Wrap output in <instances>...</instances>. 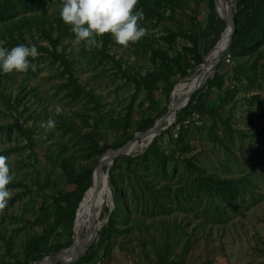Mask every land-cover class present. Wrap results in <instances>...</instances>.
Masks as SVG:
<instances>
[{"label": "rangeland", "instance_id": "rangeland-1", "mask_svg": "<svg viewBox=\"0 0 264 264\" xmlns=\"http://www.w3.org/2000/svg\"><path fill=\"white\" fill-rule=\"evenodd\" d=\"M48 1L45 13L52 17L55 12H60L64 0ZM148 1L144 9L153 7L163 14L158 18L154 9L150 13L143 11L146 16L138 23L145 27L146 32L127 46L116 43L112 36L103 47L86 45L83 40L76 39L69 26L70 33L61 38L57 51L64 48L79 89L68 82L67 73H60L63 67L56 62L54 55L46 51L45 48L51 49V45L34 24L32 31H28L29 28L24 27L25 22L15 24L9 21L7 24L12 26L13 31L10 35L3 30L0 22V46L11 48L18 43L35 44L38 51L35 58L29 57L35 65L34 69L29 67L25 72H0V154L7 157L6 162L13 177L6 185L12 196L7 205L0 209V264H23L26 239L41 230L40 197L35 193L37 186L34 183L36 174H41L47 194L54 193L58 188L73 187L61 176L59 148H62L61 152L72 153L70 160L76 169L79 164L96 165L97 159L106 150L117 148L126 135L134 136L137 133L135 127L142 116H150L154 112L147 109L150 100L141 84V77L152 69L153 62L150 60L155 48H161L163 54L164 51L168 54V75L158 79L152 88L157 103L166 108L174 87L199 72L195 74V68L200 65L201 69V64L217 43L218 40L205 52L204 49L211 44V36L202 38L197 31L199 23L205 26L209 11L215 10L216 1ZM232 1L227 0L229 6ZM243 17L242 20L251 22L257 29L260 27V20L255 21L251 14L243 13ZM18 18L16 16L14 20ZM226 52L230 53V60L225 61L222 56L214 66L220 65L225 90L219 99L218 92L213 88L207 98L209 102L216 101L214 112L199 111L207 101L198 97L196 110L175 125L174 113L168 127L148 142L143 143L144 138L138 137L137 143L141 145L128 154L116 156L109 166L116 167L118 183L124 188L122 199L127 210L130 213L144 211L147 215L154 212L152 205L147 208L148 204L144 201L143 179L155 186L157 180L163 179L155 161H150L152 156H158L157 151L149 152L146 163L139 155L154 139L162 150L172 155L165 162L166 169L169 171L172 166L176 167L180 173H175L176 178L181 180L186 173L185 158H191L207 171L221 176L248 175L253 180L249 191L255 199H247L243 205L238 204L230 209L227 221L221 220L215 225L208 221L207 226H213L211 234L207 238L197 236L196 240L192 239L187 263H200L208 257L213 259L214 264H264V42L253 50L245 49L233 54L227 48ZM198 58L201 64L197 63ZM241 62L245 72L238 67ZM163 77L175 81L169 92L163 87ZM87 91L96 96L97 103L90 100ZM255 96H258L257 99ZM62 118L69 119L71 125L63 124ZM47 119L54 120L55 126L42 127L41 122ZM16 120L34 129L36 144L33 151L13 124ZM9 125L10 129L7 128ZM87 132L94 137L96 145L109 144L99 157ZM33 152L37 155V161ZM130 155L135 157L132 162L122 158ZM108 187L110 190L109 184ZM104 205L111 211L116 210L111 190L102 207ZM174 211L181 216L179 210ZM198 212L200 209L185 212L193 219L189 228L195 224L196 216H200ZM106 220L107 217L99 213L96 234ZM145 221L146 227L141 225L139 229L132 227L128 230L124 227L114 231L109 247L96 260V264H152L155 255L151 250V238H159L160 235L147 216ZM118 226L122 227V224L118 223ZM86 230L84 227L83 234ZM68 235V231H65L56 241L66 240ZM75 237L76 232H73L71 243ZM179 248L176 245L173 251L176 253ZM74 262L59 260L56 263L76 264Z\"/></svg>", "mask_w": 264, "mask_h": 264}, {"label": "trees", "instance_id": "trees-1", "mask_svg": "<svg viewBox=\"0 0 264 264\" xmlns=\"http://www.w3.org/2000/svg\"><path fill=\"white\" fill-rule=\"evenodd\" d=\"M148 3V0H139L135 6L146 13H150L153 9L154 12H156L153 7L144 9ZM235 3L236 10L233 15L235 29L228 47V51L233 54H237L239 51H244L245 49L253 50L264 42V0H235ZM48 5V0H0V22L3 24V30L10 35H12L13 31L12 26L7 24L9 21L15 24H23L25 22L26 25L24 27L29 28L28 31H32V24H34L37 30L42 34V37L51 45V49L48 47L45 48L46 51L54 55L56 62H59L63 67L60 73H67L68 82L79 89L80 86L77 85L78 83L72 74L71 62L63 52L64 48L57 51V45L61 38L69 35L70 25L66 24L61 19L60 12L58 13V11L55 12L52 17L46 15L45 9ZM20 9L22 12H19ZM38 12H42V14H38ZM243 13L251 14V17L253 16L255 21L260 20V27L257 29L251 22H246L245 19L242 20V18H244ZM156 14L158 18H160L163 13L157 11ZM16 16L20 18L14 20ZM144 16H146L145 13ZM198 26L199 28L197 31L201 33V35H199L202 38L211 36V44L204 49L206 52L208 48L212 47L220 38L226 23L218 16L215 10L212 9L207 15L205 26H203L202 23H199ZM110 36L111 34L107 32L102 36H98L99 40H102V47L107 45L110 41ZM41 47L44 48V46ZM160 53L162 56H160ZM155 55H159L160 58ZM167 59L168 54L166 51H164L163 54L161 48H155L154 56L150 60L153 62L152 69L141 77V84L145 87L146 94L150 100L147 109L153 110L154 112L150 116L144 115L140 118L135 127L137 132L152 126L164 112L165 108L155 100L152 88L155 86L158 79L160 80L162 76L168 75V68L170 65ZM197 60V63L201 64L200 58ZM219 67L220 65L216 66L211 76L207 78L203 85L193 92L187 103L182 106V108L176 110L175 122L173 125L181 121L192 110H196L195 107L198 97L204 98L206 102L213 88L218 92L217 97H219V99L221 98L222 92L225 90V78L219 71ZM238 67L242 72H245L242 62ZM195 70H197L195 72L196 74L200 70V65H198ZM1 75L2 74H0V77ZM193 75L194 74H189V76ZM162 81L163 87L168 92L175 85V81L168 80L166 77H163ZM20 83L22 84L23 82ZM87 92L88 97L91 98L90 100L97 103L96 96L89 91ZM257 97L258 96H255V99H257ZM215 103L214 100L210 102L207 101L203 108L198 110L201 112H214L216 110ZM167 110L168 108L166 111ZM62 123L71 125L69 119L66 118H62ZM13 124L24 136L29 149L32 150L33 146L36 144L34 129L29 125L23 126L18 120ZM7 128L10 129L11 125L7 126ZM86 135H90L89 132H87ZM132 137L131 135H126L123 141L119 143L118 147ZM90 139L91 145L98 153L97 157L109 147V144L96 145L97 142L91 135ZM56 144L58 145V143ZM59 149L58 161L61 176L65 177L66 181L71 183L73 187L70 189L58 188L54 193L47 194L44 190L41 174H36V178L34 179V183L37 186L35 193L37 192L40 197L39 209L42 212V227L40 232H35L26 239L24 245L25 256L22 260L23 264H36L45 255L55 254L71 244L73 240V222L76 209L85 191L91 184L92 172L95 165L79 164L78 169H76L73 167L70 160L72 153L61 152L62 148ZM153 150L157 151L158 156H152L150 161H155V165L159 169L158 172L162 175L163 180H157L158 184L155 186L153 183L143 179L142 188L144 191V201L148 204L147 208L152 205L154 213L147 215L144 211L130 213L127 210L125 201L122 199L124 188L118 183L119 178L118 173L115 171L116 167L113 165L109 166L108 184L111 188L113 203L117 205L115 207L116 210L111 211L106 205L102 207L100 216H106L107 220L97 231L96 238L88 245L84 252L78 256L74 263L96 264V260L102 257L105 249L109 247L114 231L124 227L126 230L132 227H137L139 229L141 225L142 227H146L147 224L145 219L147 216L148 220H150L149 223L157 228V233L160 235L159 238L155 236L151 238V250L155 255L152 264H189L187 263V255L191 247L192 239L193 241L196 240L197 236L207 238L211 234L213 226L208 227L207 222H212V225H215V223L221 220L223 222L227 221L230 209H234L238 204L243 205L247 199L254 198L249 191L253 180L248 175L221 176L216 172L207 171L191 158H185L184 172L186 173L183 180H181L182 178H176L175 173L180 174L176 167L172 166L169 171L166 169L165 162L171 159L172 155L162 150L156 142V139L152 140L148 147L144 148L139 155L142 162L146 163L148 161V154ZM33 155L34 159L37 161V155L34 152ZM122 158L125 161L132 162V159L135 157L130 155L122 156ZM107 166L108 164H104L103 169L105 170ZM184 189H187V191L185 192ZM247 196L249 198H246ZM150 201L151 204H149ZM254 201L255 200H253L252 203ZM118 203H120L119 206ZM199 209L200 212H198V214L200 216H196L197 219L195 220V224L192 228H189L188 226L193 219L185 212ZM174 210H179L182 213L181 216H177L178 212ZM118 223H121L122 227L118 226ZM216 228L218 229V227ZM65 231H68V238L66 240L56 241V239L64 235ZM218 231H220V229ZM103 245H105L104 250L101 252ZM176 245H179L180 248L175 253L173 249ZM193 264L214 263L212 258L207 257L200 263Z\"/></svg>", "mask_w": 264, "mask_h": 264}, {"label": "clouds", "instance_id": "clouds-1", "mask_svg": "<svg viewBox=\"0 0 264 264\" xmlns=\"http://www.w3.org/2000/svg\"><path fill=\"white\" fill-rule=\"evenodd\" d=\"M138 0H64L60 9L61 19L71 26L76 39L86 45L99 47L102 40L98 36L110 33L116 43L127 46L136 42L146 32L138 23L144 12L135 8ZM38 55L35 44L18 43L11 48L0 46V72H25L33 65L29 57ZM59 112V108L57 109ZM42 127L52 128L55 121L47 119L41 122ZM7 157L0 154V209H3L12 192L6 185L13 179L10 174Z\"/></svg>", "mask_w": 264, "mask_h": 264}, {"label": "bare ground", "instance_id": "bare-ground-1", "mask_svg": "<svg viewBox=\"0 0 264 264\" xmlns=\"http://www.w3.org/2000/svg\"><path fill=\"white\" fill-rule=\"evenodd\" d=\"M215 6L217 8V11L220 13L222 17L227 18L228 16H230V9L227 0H216ZM228 35H229V27H227L223 31L221 37L218 39L213 49L207 55L205 64L202 67V71L199 75H195L190 80L181 82L174 87V89L172 90L171 105L169 104L168 110L166 111L165 114L164 121L172 119L177 108H179L184 103L188 91H190L195 85L204 84V82L207 80L208 75L214 69L215 66L214 59L225 47L227 43ZM182 94H184V96ZM153 136L154 135L144 138L143 143L148 142ZM140 145L141 144L137 143V140H133L128 143L126 151L130 153L135 149H137ZM107 155H110V153H107ZM101 178L103 182L106 181V185L108 187L107 178L105 179L103 172L101 174ZM109 192H110L109 188H106L104 192H101L100 194L98 193L99 195L97 196V204H96V207L98 206V209L99 207H102L103 205L102 201L105 200ZM85 203L86 204H83L79 208L76 214V218H75L76 237L74 239V242L69 248L65 249V253H63L62 256L63 259L66 261H69L71 258H73V256L82 248L83 244L87 241L92 240L94 238V235L96 234V230H97L96 227H94L93 230L88 229V223L91 219L92 213L89 207L90 203L87 204V201ZM100 210L95 212L93 216L98 218ZM84 227H86L88 230L87 236H84L83 234ZM38 264H50V260L45 259L39 262Z\"/></svg>", "mask_w": 264, "mask_h": 264}, {"label": "water", "instance_id": "water-1", "mask_svg": "<svg viewBox=\"0 0 264 264\" xmlns=\"http://www.w3.org/2000/svg\"><path fill=\"white\" fill-rule=\"evenodd\" d=\"M216 1V0H214ZM216 4V2H215ZM229 9H230V16H228L227 18L226 17H222L218 11H217V8L215 6V12L218 14V16L223 19L226 23V26L224 28V30L229 27V35H228V38H227V43L225 45V47L223 48V50L217 55V57L214 59L215 60V65L216 63L220 60V58L223 56V54L225 53V51L227 50L229 44H230V40L232 38V34L234 32V29H235V26H234V21H233V15H234V12L236 10V3H235V0L232 1L231 5L229 6ZM223 30V31H224ZM222 31V33H223ZM221 33V35H222ZM221 37V36H220ZM215 46V45H214ZM206 61V60H205ZM205 61L201 64V66L203 67L204 64H205ZM202 67L201 69L199 70V72L196 74V75H199L202 71ZM213 71V70H212ZM212 71L210 72V74L212 73ZM210 74L208 76H210ZM208 78V77H207ZM198 85H195L190 91L187 92L186 94V99L184 101V103L181 105H185L189 99V97L193 94V92H195L196 88H197ZM171 102V99L169 100V103L168 105L170 104ZM168 105L166 106V108L164 109V112L163 114L161 115V117H159L152 126L146 128L145 130L143 131H138L137 133L134 134V136L130 139H128L126 142H124L121 146L115 148V149H108L106 150L98 159H97V163L93 169V172H92V179H91V184L90 186L87 188V190L85 191L84 193V196L82 198V200L80 201L77 209H76V214H77V211L79 210V208L83 205V204H86L85 202L87 201V204L90 203L89 207L91 209V219L88 223V229L90 230H93L94 227H96L97 225V218L94 217V213L97 212L98 210H100L101 207H99L98 209V206L96 207V204H97V196L101 193V192H104L106 188H109L107 187L106 185V181L103 182L101 179V174L103 172L104 174V177L105 179L107 178L108 176V169H109V165L110 163L114 160V158L120 154H128V152L126 151L127 149V145L129 142L133 141V140H137L138 137H143V138H147L151 135H156L158 133H160L163 129H165L166 127H168L174 117H172V119L170 120H167L165 123H164V119H165V114H166V109L168 108ZM107 153H110V155H107ZM103 164H108V166L106 167L105 170H103ZM110 191V190H109ZM99 193V194H98ZM104 201H102V204H103ZM75 218H76V215H75ZM75 219H74V222H73V231L75 233ZM88 235V230H86V232L84 233V236H87ZM93 240V239H92ZM87 241L83 244L82 248L73 256V258H71L70 260H76L78 258V256L84 252V250L88 247V245L91 243V241ZM72 245V243L67 246V248H69L70 246ZM65 248V249H67ZM63 253H65V250H60L58 251L57 253L55 254H48V255H45L44 257H42L36 264H38L39 262L45 260V259H49L50 260V264H55L57 261H62V262H68L66 260L63 259ZM69 260V261H70Z\"/></svg>", "mask_w": 264, "mask_h": 264}, {"label": "built area", "instance_id": "built-area-1", "mask_svg": "<svg viewBox=\"0 0 264 264\" xmlns=\"http://www.w3.org/2000/svg\"><path fill=\"white\" fill-rule=\"evenodd\" d=\"M223 59H224L225 61H229V60H230V53H229V52L224 53V54H223Z\"/></svg>", "mask_w": 264, "mask_h": 264}]
</instances>
